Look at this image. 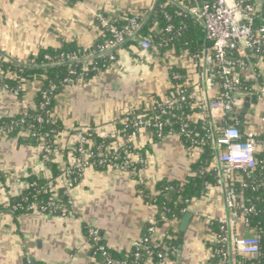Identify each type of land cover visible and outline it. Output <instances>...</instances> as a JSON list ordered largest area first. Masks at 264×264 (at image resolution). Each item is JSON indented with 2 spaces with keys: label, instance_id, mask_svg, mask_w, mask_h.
<instances>
[{
  "label": "crops",
  "instance_id": "1",
  "mask_svg": "<svg viewBox=\"0 0 264 264\" xmlns=\"http://www.w3.org/2000/svg\"><path fill=\"white\" fill-rule=\"evenodd\" d=\"M169 1L185 10H200L205 2ZM158 2L0 0V53L27 64L39 50L57 48L60 39L90 49L101 35L99 15L112 23L128 16H143L148 20ZM262 6L263 3H259L260 10ZM139 41L136 38L134 44L119 50L117 61L107 71L61 92L54 115L65 130L75 132L65 135L63 143L74 146L73 137L83 131H91L100 138L102 134L117 132V124L126 116L149 108L153 97L164 98L169 93L171 73L175 69L188 72L184 87L191 89V98L197 107L193 120H206L215 131L222 128L215 118L216 112L200 109L201 103L208 105L220 89L216 86L209 90L197 68V59L204 66L212 55L211 49H205L197 57L188 51L160 54L154 48L143 50ZM241 75L252 84L259 100L243 115L246 122L248 116L251 117L250 122L259 135L264 134V61L249 62ZM38 90L36 83L29 84L20 100L12 91L0 86V119L16 117L24 109H34ZM117 140L135 151L129 156L133 162L139 158L146 161L139 176L89 168L74 192L73 216L63 218L35 211L15 215L13 201L27 190V177L34 175L51 180L53 172L40 160L43 144L20 145L18 138L0 132V264H32L31 260L36 264H98L86 228L101 233L107 247L118 252L128 251L145 237L156 207L145 204L139 186L157 195V185L164 180L184 184L202 151L186 149L174 135L154 141L152 133L146 130L134 141L121 135ZM68 161L61 154L55 159L58 167ZM188 212L191 221L181 240L176 264H208L212 257L209 244L215 242L216 236L208 226L209 221L232 218L222 185L209 188L206 196L194 201ZM176 224L177 221H169L155 230L153 242L161 243L168 231L177 228ZM253 235L241 219L235 226L228 227L229 264H237L240 255L232 251V241Z\"/></svg>",
  "mask_w": 264,
  "mask_h": 264
},
{
  "label": "trees",
  "instance_id": "2",
  "mask_svg": "<svg viewBox=\"0 0 264 264\" xmlns=\"http://www.w3.org/2000/svg\"><path fill=\"white\" fill-rule=\"evenodd\" d=\"M258 1H262L263 6L258 13V18L255 19L256 26L264 25V0H251L256 6H259ZM132 18L135 17L128 16L122 21L113 22V24L122 29L128 25ZM138 20L142 23V27L136 38L149 40L152 47L158 50L160 54L169 51H188L192 56L197 57L202 55L205 49L212 48V43L206 39V31L203 25L194 16L169 0H159L148 20L143 16L138 17ZM169 27H172L171 31H168ZM112 39L113 35L102 28L101 35L90 49H84L76 42L60 39L57 48L39 50L31 56L30 62L27 64L7 58L0 53L1 87L12 92L19 91L17 98L20 100H23L25 89L29 84L36 83L39 89L36 107L24 109L16 117L0 119V132H3L7 137L18 138L20 145L38 146L45 144L51 149L57 150L65 160H68L77 145L71 146L68 143H63L62 138L68 133L73 135L75 132L65 130L62 122L56 117L51 118L50 114H54L58 97L66 87L73 86L81 80H91L107 71L117 61L118 51L135 43L133 40H129L111 53L101 54L100 48L107 46ZM246 54L247 64L258 60L264 61V48L248 50ZM110 55L115 57L114 62L110 60ZM86 56L93 57L92 61L84 60ZM68 57H75L76 60L71 62ZM235 57L237 58L236 55ZM197 61V68L202 72L203 66L198 59ZM85 64L89 65L87 72L83 71ZM220 71L219 67L214 66L215 82L220 86V91L223 92L224 79ZM187 75L186 70H173L169 93L164 98L153 97L150 108L135 111L134 114L126 116L125 120L127 124H131L135 117L144 116L145 121H150L151 124L163 122L164 127L161 132L152 126L145 127L144 130L152 133L154 141H160L166 136L174 135L178 137L179 144L186 149L202 148V154L191 166V175L184 184L179 181L164 180L157 185V195H151L144 186H139V193L145 204L156 207L153 220L147 225L146 235L142 239L144 240V247L138 249L132 246L128 251L118 252L109 249L103 236L98 232L101 238L98 245L89 240L98 264H109L110 260L126 262L127 264H176L177 253L181 244L179 227L188 213L189 207L194 201L206 196L209 188L221 186L220 171L216 164L217 153L212 137L213 128L206 120L197 122L193 120L197 107L191 98V89L187 86L184 87ZM183 88L187 90L190 99L181 102L178 106L168 108L166 101L178 98L177 93ZM238 90L244 94L251 93L253 92L252 84L242 79ZM45 94L48 100L44 99ZM163 108L167 109L168 115H162ZM248 110L244 108V111ZM166 120H169L170 124L166 123ZM239 122L241 132L246 133L247 126L243 114L239 115ZM227 125H234V122ZM224 126L226 125L220 127ZM117 132L128 138L132 129H126L125 123L120 122L117 124ZM218 133L216 132L217 135ZM86 136L96 149L100 146L108 148L115 141V138H100L91 131H87ZM258 140L264 143V135L258 136ZM134 152L128 144L124 146L120 151L122 158L120 163L122 164L126 160L132 161L128 154L130 156ZM43 156L44 153L42 152L40 160L52 170L53 178L49 180L34 175L27 177V183L29 185L35 184V186L28 188L21 197L13 201L12 209L15 215L33 212L32 205L47 206L53 198L50 182L60 175L59 167L54 156H50L49 162H46ZM256 158L258 160L257 167L253 170L241 171L239 173L240 179L234 183L233 188L239 197L240 204H244L246 207H255L258 211L256 214L248 216L247 228L260 238V253L250 258L238 255L237 264H264V152L259 153ZM90 161L97 162L94 166L97 171L109 170L108 166L98 165V159ZM59 197L61 202L69 208L68 200L63 192L60 193ZM236 214L241 219L240 211H237ZM169 221H177V228L168 231L161 243L153 242L150 230L152 228L157 230ZM208 226L217 238H228V229L221 222L212 220ZM89 232L90 229L86 228L85 233L88 239ZM145 239H148V242H145ZM100 247H105L106 256ZM209 247L212 257L208 264H229V258L223 257V253H229L228 242L222 244L215 241L209 244Z\"/></svg>",
  "mask_w": 264,
  "mask_h": 264
},
{
  "label": "built area",
  "instance_id": "3",
  "mask_svg": "<svg viewBox=\"0 0 264 264\" xmlns=\"http://www.w3.org/2000/svg\"><path fill=\"white\" fill-rule=\"evenodd\" d=\"M184 11L202 23L206 31V39L212 43V55L203 66L200 74L202 79L205 80L207 88L209 90H212L216 86L220 88L215 82V75H213L214 66L221 69L220 74L224 79L223 92L219 89V92L211 98L208 105L204 103L200 105V109L202 110L208 109L216 112V120L221 125H226L217 129V131L213 129L212 135L214 148L217 153L216 164L220 171L221 181H224L226 206L232 213V218L228 221H221V224L226 226L227 229L229 226H235L239 222L236 213L240 211L241 220L247 226L248 216L256 214L258 211L255 207H246L244 204H240L233 185L236 181H239V173L241 171L245 172L257 167L258 160L256 157L259 153L264 152V143L258 140V136L264 134L259 135L255 131L250 122L251 117L249 116L246 122L247 131L244 134L241 132L239 128V115L244 114L245 99L254 95V90L252 89L253 92L244 94L238 90V86L242 81V71L248 65L246 62V52L248 50L264 48V25L256 26L255 23V19L258 18V13L260 12V7L254 5L251 0H208L204 2L200 10L191 8L188 10L184 9ZM98 20L101 28L113 35V39L109 41L107 46L100 48L101 54H109L127 41L135 40L137 33L142 27V23L139 22L138 17L132 18L128 25L122 29L117 28L102 15L98 16ZM171 29L172 27H169L168 31H171ZM139 45L145 51L153 49L152 43L147 39H141ZM68 59L71 62L76 60L75 57H68ZM92 59L93 57L91 56L84 58L86 61H92ZM110 60L114 62L115 57L110 55ZM88 70L89 65L85 64L83 71L87 72ZM13 94L18 97L19 91H15ZM177 95L178 98L166 101L168 108L178 106L181 102L190 99L187 90L184 88L179 90ZM44 99L48 100L46 94L44 95ZM166 108H163L162 115H168ZM50 117L54 118L55 115L50 114ZM39 121L42 122L40 119ZM122 122L125 123L126 129H132V133L127 138L129 141L136 140L145 127L152 126L158 132H161L164 127L163 122L151 124L150 121H145L144 116L135 117L131 124H127L126 120ZM230 122H234V125H227ZM166 123L170 124V121L166 120ZM216 132H219L218 135ZM86 133L87 131H83L73 137L75 139V146L77 145L74 152L71 153L69 161L58 168L60 175L50 182V190L53 194L50 204L43 207L32 205L33 211L63 218L73 216L75 204L74 192L82 180L85 171L89 168H94L95 163H97L90 161L92 159H98V165L108 166L110 171L132 173L134 176H139V170L141 166L145 165L146 161L143 158H139L136 162L126 160L122 164L120 163L122 159L120 151L124 145L120 144L117 140L120 137L118 132L110 135L102 134L103 139L115 138V141L108 148L100 146L97 149L87 139ZM199 150L202 151V148H199ZM42 152L44 153L43 159L46 162H49L50 156H54L55 159L60 156L57 150L51 149L45 144H43ZM44 164L46 165V163ZM34 186L35 184H28L27 189ZM61 192L67 198L69 208L61 202L59 197ZM154 232L155 229L152 228L150 230L151 236ZM89 240L95 245L101 242V238L96 230H90ZM215 241L225 244L228 242V238H217L215 236ZM145 242H148V239H145ZM143 243L144 240H141L133 246L140 249L144 247ZM100 249L106 256L105 247H100ZM232 251L242 256H256L260 253V238L257 235L237 237L232 241ZM230 255V252L223 253L225 259L230 258ZM109 264L127 263L110 260Z\"/></svg>",
  "mask_w": 264,
  "mask_h": 264
},
{
  "label": "water",
  "instance_id": "4",
  "mask_svg": "<svg viewBox=\"0 0 264 264\" xmlns=\"http://www.w3.org/2000/svg\"><path fill=\"white\" fill-rule=\"evenodd\" d=\"M259 3H263V2H260L258 1ZM259 103V100H258V96L257 95H251L249 97H247L245 99V104H244V107L249 109L251 107V105H257ZM221 176H222V173H221ZM222 187L224 188V181L222 180ZM190 221H191V213H187L185 215V217L183 218L181 224H180V228H179V237L181 240L184 239L185 237V234L188 230V227H189V224H190ZM231 246H232V243H231ZM232 248V247H231ZM31 263L32 264H36V262L34 260H31Z\"/></svg>",
  "mask_w": 264,
  "mask_h": 264
}]
</instances>
